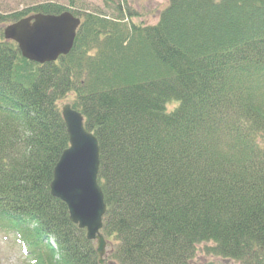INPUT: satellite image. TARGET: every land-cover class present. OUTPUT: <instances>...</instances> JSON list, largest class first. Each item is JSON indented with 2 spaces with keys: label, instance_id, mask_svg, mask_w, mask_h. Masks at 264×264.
Here are the masks:
<instances>
[{
  "label": "trees",
  "instance_id": "1",
  "mask_svg": "<svg viewBox=\"0 0 264 264\" xmlns=\"http://www.w3.org/2000/svg\"><path fill=\"white\" fill-rule=\"evenodd\" d=\"M75 1L0 4V233L30 264H101L51 193L70 97L100 145L106 264H264V0H167L155 22ZM65 11L82 23L55 62L4 37Z\"/></svg>",
  "mask_w": 264,
  "mask_h": 264
},
{
  "label": "water",
  "instance_id": "2",
  "mask_svg": "<svg viewBox=\"0 0 264 264\" xmlns=\"http://www.w3.org/2000/svg\"><path fill=\"white\" fill-rule=\"evenodd\" d=\"M81 18L69 11L61 14L37 13L4 28V37L18 44L22 56L45 64L57 61L74 47ZM70 145L54 168L51 193L69 209L70 219L86 229L87 237L97 241L101 264H105L107 240L102 233L107 204L98 181L100 146L96 135L87 129L84 115L71 103L62 107Z\"/></svg>",
  "mask_w": 264,
  "mask_h": 264
},
{
  "label": "rangeland",
  "instance_id": "3",
  "mask_svg": "<svg viewBox=\"0 0 264 264\" xmlns=\"http://www.w3.org/2000/svg\"><path fill=\"white\" fill-rule=\"evenodd\" d=\"M38 1V0H31ZM44 1V0H39ZM61 1L66 5H69V0H53ZM25 3V0H0V4H5L7 10H15L21 8ZM167 0H129V5L140 14L138 18L134 20L140 22L141 19H147L150 22H155L156 14L158 11L165 7ZM75 6L78 9H84L92 12H102L112 14L113 12L104 7L102 0H76ZM83 17V16H82ZM5 28V27H4ZM71 98H65L62 101V105L66 102H70ZM203 247H205L203 245ZM22 243L19 242V237L12 233H0V264H30L26 254L22 251ZM213 261L216 264H222L220 260L215 257H206L201 253L197 256V261ZM228 264H237L236 262L228 261Z\"/></svg>",
  "mask_w": 264,
  "mask_h": 264
}]
</instances>
